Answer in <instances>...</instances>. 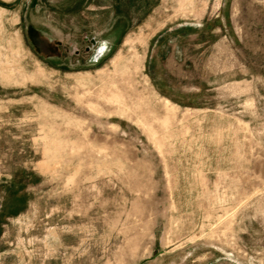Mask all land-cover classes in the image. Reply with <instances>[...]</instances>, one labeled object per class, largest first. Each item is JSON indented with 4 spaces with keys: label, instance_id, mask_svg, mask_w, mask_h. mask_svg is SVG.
Listing matches in <instances>:
<instances>
[{
    "label": "rangeland",
    "instance_id": "obj_1",
    "mask_svg": "<svg viewBox=\"0 0 264 264\" xmlns=\"http://www.w3.org/2000/svg\"><path fill=\"white\" fill-rule=\"evenodd\" d=\"M0 264H264V0H0Z\"/></svg>",
    "mask_w": 264,
    "mask_h": 264
},
{
    "label": "water",
    "instance_id": "obj_2",
    "mask_svg": "<svg viewBox=\"0 0 264 264\" xmlns=\"http://www.w3.org/2000/svg\"><path fill=\"white\" fill-rule=\"evenodd\" d=\"M96 43L94 40H91V45L94 46Z\"/></svg>",
    "mask_w": 264,
    "mask_h": 264
},
{
    "label": "bare ground",
    "instance_id": "obj_3",
    "mask_svg": "<svg viewBox=\"0 0 264 264\" xmlns=\"http://www.w3.org/2000/svg\"><path fill=\"white\" fill-rule=\"evenodd\" d=\"M98 53H100V52H98ZM94 55H95V54H94ZM99 55H100V54H99ZM99 55H98V56H99ZM7 78H8V77H7Z\"/></svg>",
    "mask_w": 264,
    "mask_h": 264
}]
</instances>
